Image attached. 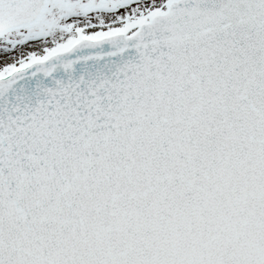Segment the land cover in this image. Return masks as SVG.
<instances>
[{
  "label": "snow or ice",
  "instance_id": "snow-or-ice-1",
  "mask_svg": "<svg viewBox=\"0 0 264 264\" xmlns=\"http://www.w3.org/2000/svg\"><path fill=\"white\" fill-rule=\"evenodd\" d=\"M0 264H264V0H0Z\"/></svg>",
  "mask_w": 264,
  "mask_h": 264
}]
</instances>
